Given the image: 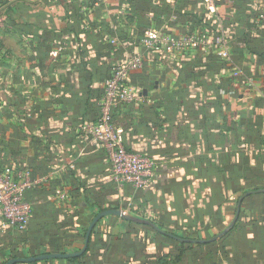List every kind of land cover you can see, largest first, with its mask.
<instances>
[{
	"label": "crops",
	"instance_id": "1",
	"mask_svg": "<svg viewBox=\"0 0 264 264\" xmlns=\"http://www.w3.org/2000/svg\"><path fill=\"white\" fill-rule=\"evenodd\" d=\"M96 1L2 6L0 170L31 184L23 193L31 210L23 232L0 210V264L79 251L84 229L109 209L207 240L230 225L243 196L229 179L248 182L243 194L264 189L263 1ZM146 32L207 44L154 53L137 43ZM216 36L228 42L230 64L217 57ZM133 54L142 63L128 74L131 99L116 125L126 149L154 162L143 189L116 185L106 152L81 140L83 124L97 117L104 80ZM224 164L230 167L218 175ZM238 220L217 242L186 243L179 264H264V193L245 199ZM176 249L148 226L108 216L94 227L83 262L158 264Z\"/></svg>",
	"mask_w": 264,
	"mask_h": 264
},
{
	"label": "built area",
	"instance_id": "2",
	"mask_svg": "<svg viewBox=\"0 0 264 264\" xmlns=\"http://www.w3.org/2000/svg\"><path fill=\"white\" fill-rule=\"evenodd\" d=\"M264 3V0H262ZM207 44V39L194 35L173 37L166 34L146 32L139 47L154 53H171ZM215 53L219 60L231 63L228 42L222 36L213 39ZM141 58L132 55L114 66L104 80L103 94L98 102L99 117L92 124H83L81 139L101 147L110 162V178L118 186L127 185L134 189L148 186L154 177V162L147 155L128 152L122 142V134L112 120V112L131 99L127 86L128 74L141 66ZM237 75V72L235 73ZM81 154V151H80ZM73 169L74 165L70 164ZM31 184L23 181V174L9 171L0 173V210L5 224L16 231H26L30 205L24 201L23 193ZM59 195V194H57Z\"/></svg>",
	"mask_w": 264,
	"mask_h": 264
},
{
	"label": "water",
	"instance_id": "3",
	"mask_svg": "<svg viewBox=\"0 0 264 264\" xmlns=\"http://www.w3.org/2000/svg\"><path fill=\"white\" fill-rule=\"evenodd\" d=\"M254 193H264V189H259L256 191H251V192L245 193L237 202V206H236L235 213H234V218H233L232 222L230 223V225L226 229H224L221 233L213 236L210 239H207V240H191V239H183V238L177 237V236L172 235V234H166V235L168 237L172 238L173 240H176V241H179L182 243H187V244H209V243L217 242L220 239H222L224 236H226L233 229L235 223L237 222V220L239 218L240 207H241V202H242L243 198L246 196H249L251 194H254ZM108 216L120 218L124 221L136 223L139 225H145V226H148L157 232L164 233L153 222H151L149 220L142 219V218H139L136 216H132L130 214L125 213L121 209H109V210H104V211L99 212L92 219V221L90 222V224H89V226L85 232L83 247L79 251H76L73 253H48V254H41L38 256L28 257V258L10 259L7 262H5L4 264H28V263L43 262V261H48V260H57V259L67 260L70 258L80 257L81 255L84 254V252L87 249L88 242H89V239L91 237V233H92L94 227L96 226V224L100 220H102L103 218L108 217Z\"/></svg>",
	"mask_w": 264,
	"mask_h": 264
},
{
	"label": "trees",
	"instance_id": "4",
	"mask_svg": "<svg viewBox=\"0 0 264 264\" xmlns=\"http://www.w3.org/2000/svg\"><path fill=\"white\" fill-rule=\"evenodd\" d=\"M97 2V1H96ZM96 4V3H95ZM140 41V39L137 41V43ZM139 44V43H138ZM232 60H234V56L232 55ZM109 77V76H108ZM103 94V93H102ZM102 94H101V96H100V98L102 97ZM100 98H99V100H100ZM99 102V101H98ZM122 106L123 105H120L117 109H115V110H113V112H112V120H113V123L115 124V126L117 127V125H116V116L119 114V112H120V110H121V108H122ZM97 111H98V114H97V117H96V119L94 120V121H96L97 120V118L99 117V108H98V106H97ZM82 140V139H81ZM128 152H130L131 150H129V149H126ZM143 155V154H142ZM150 158V157H149ZM225 167H230V165H225L224 164V166H220V167H217V172L219 173L218 175H220V174H225V172H224V169H225ZM237 166H235L234 168H236ZM227 183H228V186H230V187H232V189L235 191L234 193H242V195H244L243 194V192H245L244 190H245V188H247L246 186H248V182H244L243 184H241V182H240V180L237 178V177H234L232 180H228L227 181ZM249 188V187H248ZM249 190H253V191H256V190H259V188H257V187H250L249 188ZM248 198V196H246V197H244L243 198V200H242V202H241V207H240V214H241V211H242V204H243V202L245 201V199H247ZM238 200H239V197L235 200V205L237 204V202H238ZM237 221H239V220H237ZM237 223V222H236ZM236 226V225H235ZM234 226V227H235ZM158 228L162 231V232H164V233H161V232H157L156 231V234L157 235H159L160 237H162V238H164L165 240H167V241H170V242H174V243H176L177 244V253H176V255L175 256H173V255H167V256H164V257H161L160 259H159V261H158V264H167V260H169L171 263L170 264H179L182 260V257H183V255L185 254V252H186V249H185V246H186V243H182V242H179V241H176V240H173L172 238H170V237H168L166 234H172V235H174L173 233H169V232H167V231H164L165 229H163V225H162V223L161 224H159L158 225ZM86 229H84V231H83V243H84V237H85V231ZM175 236H177L178 237V235H175ZM180 237V236H179ZM180 238H183V239H191V240H199L197 237H192V236H187V237H180ZM196 246H202V245H200V244H196ZM89 251H90V239H89V242H88V246H87V249H86V251L84 252V254L83 255H81L80 257H76V258H70V259H67L66 261L67 262H70V263H75V262H81V264H85L83 261H84V258L86 257V255L89 253ZM59 253H63L62 251H60ZM209 254H211V255H214L215 254V251H211ZM13 259H17V257L15 258V257H12ZM43 262H47V261H43ZM31 264H36V263H31Z\"/></svg>",
	"mask_w": 264,
	"mask_h": 264
},
{
	"label": "rangeland",
	"instance_id": "5",
	"mask_svg": "<svg viewBox=\"0 0 264 264\" xmlns=\"http://www.w3.org/2000/svg\"><path fill=\"white\" fill-rule=\"evenodd\" d=\"M8 1H6V3H7ZM102 2V0H98L97 2H96V4H94L95 6H98L100 3ZM5 3V0H3V2L2 1H0V21L2 22L3 21V10H2V6L3 5H5L4 4ZM4 22V21H3ZM1 52V51H0ZM230 57L232 58V55H231V53H230ZM102 93H103V91H102ZM107 158H108V156H107ZM108 162H109V159H108ZM109 164H110V162H109ZM2 172H4V171H1L0 170V173H2ZM143 189V188H142ZM25 201V200H24ZM26 202V201H25ZM27 203V202H26ZM251 203V202H250ZM128 212V211H127ZM130 213V212H129ZM132 214V213H131ZM135 216V215H134ZM143 218H147V217H143ZM148 219V218H147ZM148 220H151V221H153L151 218L150 219H148ZM153 222H155V221H153ZM157 222V221H156ZM156 224V223H155ZM167 228V227H166ZM143 231H145L144 229H142ZM166 230H168L169 232H174L175 234H177V235H179V236H181V237H189V236H191L190 234H187V233H184V232H180V231H174V229H172V231H171V229H166ZM166 230H164V231H166ZM148 231V230H147ZM150 234H151V232L150 231H148ZM145 233V235H147V233L146 232H144Z\"/></svg>",
	"mask_w": 264,
	"mask_h": 264
}]
</instances>
